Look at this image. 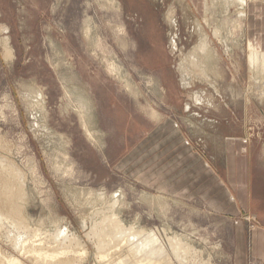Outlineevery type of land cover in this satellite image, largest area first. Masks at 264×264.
Instances as JSON below:
<instances>
[{"label": "rangeland", "instance_id": "rangeland-1", "mask_svg": "<svg viewBox=\"0 0 264 264\" xmlns=\"http://www.w3.org/2000/svg\"><path fill=\"white\" fill-rule=\"evenodd\" d=\"M256 1L247 0L240 27L239 5L227 14L216 2L222 44L204 23L205 0H0V264H141L125 255L124 238L100 249L112 217L129 233H154L171 254L162 264H263L238 258L239 223L248 231L256 221L206 202L222 193L233 153L237 165L264 157V69L250 60L261 29ZM197 21L217 51V72L183 87ZM3 180L14 192L3 191ZM59 229L64 248L54 243ZM175 236L192 251L171 253Z\"/></svg>", "mask_w": 264, "mask_h": 264}, {"label": "bare ground", "instance_id": "bare-ground-1", "mask_svg": "<svg viewBox=\"0 0 264 264\" xmlns=\"http://www.w3.org/2000/svg\"><path fill=\"white\" fill-rule=\"evenodd\" d=\"M103 1H105V0H103ZM219 0H205V3H204V5L203 6H205L204 7V11H203V13H205L204 15L206 16L205 18V20H204V23L206 24V22L207 23H209V25L211 26V24L210 23H212V24H214L213 26V28H214V30H213V32H214V36H215V38L217 39V41L218 42H220V43H222L223 44V42H225V44H226V41L228 40L226 37H227V35H226V37L224 36V32L222 31L223 29H222V22L220 23V25H219V22L217 23V22H214L213 20H215L214 19V17H219L218 15H220V14H218L219 12H217L218 10H216L215 9V6H216V2H218ZM223 1V3H222V5L224 4L225 5V7H223L224 8V10H223V12L224 13H227L228 14V10H229V7L231 6V5H233V4H237V5H239V12H238V14H237V19H235V22H234V19L231 21V22H234V24L236 23H238L237 25L239 26V21H241V19H242V21H243V18L245 17V12H244V6L247 4V0H222ZM210 2H212V5L210 4ZM114 3V2H113ZM220 5H221V3H220ZM219 6V5H218ZM190 7V6H189ZM220 9V8H219ZM196 10H200V8H198V9H196ZM201 13V11L199 12V14ZM216 13V14H215ZM220 13H221V11H220ZM223 18V17H222ZM226 18V16L224 17V19ZM170 19V21H171V24H174V20L173 19H171V18H169ZM210 20H211V22H210ZM221 20H223V19H221ZM225 20H227V19H225ZM230 20H231V18H230ZM214 22V23H213ZM225 22H227V21H225ZM226 24V23H225ZM233 23H232V28H235V27H237V26H235ZM231 25V24H230ZM227 26V25H226ZM234 26V27H233ZM92 27V26H91ZM240 27V26H239ZM224 28V27H223ZM237 29V28H236ZM94 30V29H93ZM235 30V29H234ZM120 31H121V29H120ZM122 31H123V28H122ZM195 31H196V33L199 35V42H198V44L197 45H195L191 50H190V52L188 53V55H187V58H185L184 60H185V62L186 63H189V66H186L185 65V67H184V69H183V71H182V73H183V77H182V79H181V82H182V85H183V87H188V85H189V83L190 82H192V81H194L195 79H200V75L199 74H202V72H203V74L204 75H211V74H216V72H217V66H218V61H217V58H219L218 56H217V51L215 50V48L211 45V42H212V39H211V36L209 35V33L208 32H206V30L203 28V26L201 25V23H199L198 21L196 22V27H195ZM92 32V31H91ZM124 32V31H123ZM232 34H234V33H232ZM231 34V35H232ZM230 35V36H231ZM229 36V35H228ZM7 40V39H6ZM172 41V40H171ZM8 42V41H7ZM6 42V43H7ZM172 44H173V48H176V44H175V42H174V40L172 41ZM251 44H252V52L250 53V60H251V63H252V66L254 67V68H263L264 69V50L262 49V48H260V47H258L256 44H253L252 42H251ZM6 48L11 52V50L9 49V47H7L6 46ZM226 50L227 51H229L230 49L228 48V46H227V48H226ZM225 50V51H226ZM233 51V50H232ZM9 53V52H8ZM229 53V52H228ZM215 61H216V63H215ZM185 63V64H186ZM108 64H109V66H110V70L112 69L113 71H117L118 73H120L121 72V68H122V66H118L116 63H113V62H109L108 61ZM213 66V67H212ZM215 66V67H214ZM189 67H191L192 69V71H190V68ZM214 68V69H213ZM216 68V69H215ZM190 74V76L188 77V75ZM195 75H198V77H195ZM188 78H190V79H188ZM207 78V77H206ZM194 79V80H193ZM208 79V78H207ZM191 80V81H190ZM200 80H203V79H200ZM156 85V84H155ZM159 87V86H158ZM163 92V91H162ZM84 120V119H83ZM84 123H85V121H83ZM87 123V122H86ZM84 124V126L86 127V130L89 132V134H91V131L87 128V124ZM2 170V169H1ZM0 170V171H1ZM6 172V171H5ZM1 173H2V171H1ZM2 175V174H1ZM6 175V174H5ZM7 176V175H6ZM12 178V177H11ZM7 179V178H6ZM14 179V178H13ZM13 179H12V182H13ZM8 180V179H7ZM4 181V180H3ZM2 181V182H3ZM4 182H6L5 183V185L4 186H1V187H3V191H9V189H10V187L13 189V187H12V182H11V184H9L8 183V181H4ZM1 184V183H0ZM4 184V183H3ZM2 184V185H3ZM11 185V186H10ZM1 189V188H0ZM18 190H19V188H17ZM11 190V189H10ZM20 190H22V189H20ZM19 190V191H20ZM12 192H14L13 190H11ZM17 191V190H16ZM23 191V190H22ZM18 192V191H17ZM2 193H4V192H1V194ZM13 194V193H12ZM20 194H21V192H20ZM14 195V194H13ZM21 195H23V193L21 194ZM14 196H19V195H14ZM20 197V196H19ZM19 197H18V201L19 200H21V199H19ZM15 198V197H14ZM22 198V197H21ZM14 200V199H13ZM17 200V199H16ZM4 201V200H3ZM7 201V200H6ZM17 201V202H18ZM16 202V201H15ZM15 202L14 201H10V202H8V204L10 205V208L11 209H13L14 207H17V205L16 204H18V203H16L15 204ZM4 205V204H3ZM16 205V206H15ZM5 206V205H4ZM2 207V206H1ZM6 207V206H5ZM18 207H19V205H18ZM3 209V208H2ZM1 208H0V220H2L3 219V217H4V214L5 213H3ZM10 209V210H11ZM16 208H14V210H15ZM19 209V208H18ZM18 209H16V210H18ZM2 210V211H1ZM9 211V210H8ZM5 212V211H4ZM19 212H17V214H18ZM19 215V214H18ZM24 215V214H23ZM7 216V215H6ZM17 218H18V216H17ZM11 219V218H10ZM6 220H8V219H6ZM6 220H4L5 222H6ZM12 220H15V219H12ZM20 220V219H19ZM19 220L18 219H16V221H14V223H13V225L14 226H16V227H20L21 225L23 226V224L22 223H20L19 222ZM121 220V219H120ZM61 221V220H60ZM2 222V221H1ZM0 222V223H1ZM99 223V222H98ZM3 224V223H2ZM20 224V225H19ZM5 225V224H4ZM3 225V226H4ZM6 227H7V225H6ZM132 227V226H131ZM12 228H13V226H12ZM24 228H25V226H24ZM133 228V227H132ZM3 229V228H2ZM14 229L16 230V228L14 227ZM26 229H27V226H26ZM58 229V228H57ZM18 231H19V229H17ZM16 230V231H17ZM21 230H22V227H21ZM25 230V229H24ZM23 230V231H24ZM28 230V229H27ZM60 230V229H59ZM66 230H67V228H66ZM100 230H101V233H102V236H101V239H103V241H101V240H99V241H101L100 242V244H99V247H100V249H102V248H104L105 246H106V244L107 243H109V242H112L114 239H116L117 238V240H118V238H124V239H126V242L127 243H123L122 242V244L125 246V244H127V247L124 249V253H126L125 255H130V256H133V255H138V257H139V261H140V263L141 264H145V262H146V264H162L163 262L162 261H165V263H167L166 261H168L169 259H171V257L169 258V255H168V253H169V251H167L166 250V248L167 247H165V244H161V242H159V240H158V238L155 236V234L154 233H145V232H141V233H136V234H133V233H129V230L128 229H126L124 226H123V224H121L119 221H118V219H116L115 217L113 218H111L110 220H109V222H107L103 227H101L100 228ZM6 231V230H5ZM8 231V230H7ZM9 231H10V229H9ZM14 231V230H13ZM17 231V232H18ZM33 231V230H32ZM58 231V230H57ZM93 231V230H92ZM16 232V233H17ZM24 232H28V231H24ZM39 232V231H38ZM19 233V232H18ZM21 233V232H20ZM30 232H28L27 234L30 236V242H31V237H33V236H31L30 234H29ZM34 233H35V231H34ZM66 233V232H65ZM97 233V232H96ZM100 233V234H101ZM7 234V233H6ZM24 234V233H23ZM37 233H35V234H33L32 233V235H36ZM40 235H42V233H40ZM39 235V236H40ZM52 235V234H51ZM62 235H64V232L62 231V230H60V231H58L56 234H53V237H54V243L55 242H58L59 243V240L58 239H60V237L62 236ZM66 235V234H65ZM19 236H20V234H19ZM24 235H22V237H23ZM27 236V235H26ZM38 236V235H37ZM68 236V235H67ZM67 236H65L66 237V239L68 238ZM73 236V235H72ZM130 236L132 237H137V240H136V242L135 241H133L132 242V238H130ZM9 237V236H8ZM52 237V236H51ZM55 237H57V238H55ZM70 237V236H69ZM77 237V236H76ZM105 237V238H104ZM182 237V236H181ZM23 238H25V237H23ZM22 238V239H23ZM39 238V237H38ZM37 238V240H39V241H41L40 239H38ZM107 238H109V239H107ZM41 239L43 240V242L45 243V241H44V238L41 236ZM65 239V240H66ZM68 239H70V242H71V238H68ZM67 239V240H68ZM105 239V240H104ZM123 239V240H124ZM184 239V238H183ZM36 240V241H37ZM117 240H116V242H117ZM25 241V240H24ZM47 241V240H46ZM48 241H49V238H48ZM48 241H47V243H48ZM53 240H51V242H52ZM62 241L63 242H65L64 241V238H63V240H61L60 242L61 243H59V245L60 244H62ZM69 241V240H68ZM20 242V241H19ZM22 243H23V241H21ZM28 242H29V240H28ZM34 242H35V239H34V241L32 240V243L34 244ZM50 242V241H49ZM50 242V243H51ZM125 242V241H124ZM135 242V243H134ZM169 242H170V246H171V249H172V252L171 253H175V255H177V258H179L180 256H181V254L182 253H179V251L180 252H185L186 254L187 253H189L190 251H192V250H190V248H189V246H187V245H185L184 243H183V241H182V239H180V238H178V237H176L175 236V238H170L169 239ZM16 243V244H15ZM15 246H16V248L18 247V245L20 244H18V241H17V239L15 240ZM25 243V242H24ZM23 243V244H24ZM43 243V244H44ZM46 243V244H47ZM49 243V244H50ZM58 243L57 244H55V247L57 248V245H58ZM66 243V242H65ZM74 243H76L75 241H74ZM37 244H38V242H37ZM41 244V243H40ZM43 244H41V245H43ZM52 244H53V242H52ZM67 244V243H66ZM68 244H71V243H69L68 242ZM27 244H25V246H26ZM40 245V247H42ZM63 245V244H62ZM65 245V244H64ZM63 245V248L65 247ZM154 245H156L157 247H154ZM24 246V248L26 249L27 247H25ZM35 246H36V243H35ZM37 246H39V245H37ZM36 246V247H37ZM46 246H48V245H46ZM46 246H45V248H44V245H43V248L44 249H47V251H48V249L49 248H46ZM50 246V249H51V245H49ZM53 246V245H52ZM75 246V245H74ZM116 246H118V245H116ZM153 246V247H152ZM14 247V246H13ZM20 247L22 248V246L20 245ZM32 247H33V245H32ZM54 247V246H53ZM52 247V251H54V248ZM60 248H61V245L59 246ZM68 246L66 245V248H67ZM71 247V246H70ZM107 247V246H106ZM43 248H41L42 250H40V249H38V250H40L41 252L42 251H44L43 250ZM55 248V249H56ZM59 248V249H60ZM65 248V249H66ZM74 248V247H73ZM77 248V247H76ZM97 248V247H96ZM170 248V247H169ZM182 248V249H181ZM24 249V250H25ZM28 249V248H27ZM26 249V250H27ZM33 249H35V247H33ZM120 249V248H119ZM16 250V249H15ZM58 250V249H57ZM69 251H70V248L68 249ZM77 250V249H76ZM76 250H75V252H76ZM83 250V249H82ZM87 250V249H86ZM116 251H117V249H115ZM115 250H113L114 252H116ZM181 250H183V251H181ZM28 251V250H27ZM35 251H37V250H35ZM66 251H67V249H66ZM85 251V250H84ZM168 253H167V252ZM171 251V250H170ZM34 252V251H33ZM33 252H30V253H33ZM38 252V251H37ZM45 252V251H44ZM49 252H50V250H49ZM68 252V251H67ZM78 252V251H77ZM103 252V253H102ZM104 252H105V249L104 250H102L101 252L99 251V253L100 254H98L99 255V259L101 260V259H104V258H106V254H104ZM107 252V251H106ZM111 252H112V250H111ZM110 252V253H111ZM114 252L112 253L113 255H114ZM120 252V251H119ZM183 252V253H184ZM1 253H3V252H1ZM22 253H23V250H22ZM27 253V252H26ZM39 253V252H38ZM37 253V255H39ZM55 253H56V251H55ZM58 253H60L59 252V250H58ZM66 253V252H65ZM64 253V254H65ZM70 253V252H69ZM184 253V254H185ZM5 254V253H4ZM43 254H45V253H43ZM47 254V253H46ZM51 253H49L47 256H53V257H55L54 255H50ZM54 254V253H53ZM60 254H63V252L61 251V253ZM81 254V253H80ZM86 254V253H85ZM109 254V253H108ZM111 254V255H112ZM117 254V253H116ZM170 254V253H169ZM179 254H180V256H179ZM183 254V255H184ZM185 254V255H186ZM25 255V254H24ZM34 255V254H33ZM65 255H67V254H65ZM69 255V254H68ZM110 255V254H109ZM171 255V254H170ZM182 255V256H183ZM184 255V256H185ZM4 256V255H3ZM6 256V255H5ZM40 256V255H39ZM45 256V255H44ZM57 256V255H56ZM61 256V255H60ZM64 256V255H63ZM76 257H77V255H75ZM130 256H129V258H130ZM184 256H183V260H184ZM0 257H1V255H0ZM9 257V256H8ZM12 257V256H11ZM111 257V256H110ZM134 257V256H133ZM132 257V258H133ZM137 257V258H138ZM176 257V256H175ZM4 258H6V257H4ZM10 258V257H9ZM40 258V257H39ZM42 258H43V255H42ZM45 258H47V257H45ZM56 258V257H55ZM62 258V257H61ZM72 258H73V256H72ZM72 258H70V261H71V259ZM126 258V257H125ZM124 258V259H125ZM128 258V257H127ZM126 258V259H127ZM1 259H2V257H1ZM13 259V257L11 258V260ZM14 259H15V261H16V258H15V256H14ZM18 259V258H17ZM50 258H47V260H49ZM59 259V258H58ZM107 259V258H106ZM105 259V260H106ZM112 259H114L113 257H112ZM116 259V258H115ZM21 260V259H20ZM47 260H46V262H47ZM50 260H53V258H51ZM66 260V259H65ZM65 260H63V262H62V264H70L69 263V261H68V258H67V262H65ZM82 260V259H81ZM99 260V261H100ZM104 260V261H105ZM117 260V259H116ZM116 260H114V262L116 261ZM129 260V259H128ZM6 261V260H5ZM14 260H12L11 261V263L10 264H13L14 262H13ZM22 261V260H21ZM20 261V262H21ZM44 261V260H43ZM62 261V260H61ZM61 261H60V263H61ZM76 261V260H75ZM98 261V262H99ZM109 261H110V259H109ZM171 261V260H170ZM3 262H4V260H3ZM17 263H18V261H16ZM19 262V263H20ZM45 262V261H44ZM50 262V261H49ZM52 262V261H51ZM55 262H56V259H55ZM81 262V261H80ZM101 262V261H100ZM111 262V261H110ZM114 262H113V264H114ZM173 262V261H172ZM5 263V262H4ZM6 263H8V262H6ZM23 263V262H22ZM22 263H20V264H22ZM53 263V262H52ZM71 263L73 264V261H71ZM76 263V262H75ZM77 263L78 264H80L78 261H77ZM107 263V262H106ZM116 263H117V261H116ZM122 262H120L119 263V261H118V263L117 264H121ZM127 263V262H126ZM164 263V264H165ZM171 262H169V264H170ZM180 263V262H179ZM1 264H2V262H1ZM48 264V263H47ZM50 264V263H49ZM54 264V263H53ZM56 264V263H55ZM104 264V263H103ZM123 264V263H122Z\"/></svg>", "mask_w": 264, "mask_h": 264}, {"label": "crops", "instance_id": "crops-1", "mask_svg": "<svg viewBox=\"0 0 264 264\" xmlns=\"http://www.w3.org/2000/svg\"><path fill=\"white\" fill-rule=\"evenodd\" d=\"M258 1L261 3V7H257L256 15L258 17L256 18L259 19L261 29L255 32V36H251L250 42L264 50V0ZM232 155L231 158L227 159L228 167L226 170L230 173L228 180L222 186L220 185L222 193L219 192L211 198H204L214 212L221 213L223 211L235 219H241L243 215L247 214L256 221L253 227L248 226V231L242 222L239 223L238 235L242 238L238 258L248 261L259 260L264 264V157L260 163L254 164L251 154L248 155V164L237 165L236 154L233 153ZM242 168L244 173L243 187L236 180L237 178L240 179L239 175L242 177V174L239 173L242 172ZM165 190L168 191V188ZM243 241H245V249L242 246ZM243 253H245V258Z\"/></svg>", "mask_w": 264, "mask_h": 264}]
</instances>
